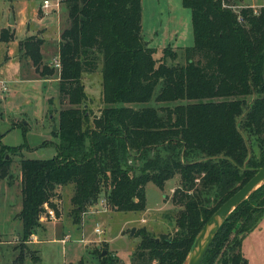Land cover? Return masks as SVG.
Segmentation results:
<instances>
[{
	"label": "trees",
	"instance_id": "obj_1",
	"mask_svg": "<svg viewBox=\"0 0 264 264\" xmlns=\"http://www.w3.org/2000/svg\"><path fill=\"white\" fill-rule=\"evenodd\" d=\"M180 3L192 34L182 64L167 63L177 57L170 46L155 59L142 37L141 0H66L59 69L43 62V39L19 43L42 78L57 77L59 98L69 105L59 111L56 154L20 159L23 243L42 226L46 207L59 218L63 185L73 184L68 215L79 225L101 192L112 210L142 211L146 184L163 189L177 176L173 233L151 236L140 227L132 264H182L202 224L264 164V5ZM12 38L1 31L0 41ZM98 66L103 107L91 117L82 78ZM14 149L0 145V179L12 180ZM132 155L138 163L125 164ZM263 215L264 184L220 223L200 264H246L241 239ZM24 255L20 250L13 264H23ZM97 255V264H121L107 249Z\"/></svg>",
	"mask_w": 264,
	"mask_h": 264
},
{
	"label": "rangeland",
	"instance_id": "obj_2",
	"mask_svg": "<svg viewBox=\"0 0 264 264\" xmlns=\"http://www.w3.org/2000/svg\"><path fill=\"white\" fill-rule=\"evenodd\" d=\"M55 1L50 0L51 3ZM228 1L236 5L259 3L256 9L264 5V0ZM42 3L43 0H0V33L3 29L13 32L11 40L0 41V145L15 148L8 155L12 158V180L0 179V264H13L20 250L25 254L23 264H77L80 259L86 264H97V253L106 249L115 254L121 264H132L133 251L140 241L135 234L140 227H145L151 236L173 233L177 207L172 202V193L177 176L168 180L163 189L147 183L146 208L142 211L104 209L101 201L105 194L101 192L99 207H89L79 225L68 215L73 184L63 185L59 188V218L50 220L53 222L41 220L42 226L35 231L34 238H44L50 222L46 233L48 240L32 244L28 243L32 237L25 243L21 239L22 222L18 216L22 200L20 159H47L56 154L59 111L69 106L66 100L59 98L55 75L44 81L19 49L25 37L34 36L43 39V62L55 58L58 35L67 22V4L66 0H60L58 7L42 8ZM141 4L142 37L155 49V59L159 60L163 48L170 46L177 57L175 61L168 59L167 63L182 64V50L192 44L189 9L183 7L180 0H141ZM10 12L13 13L12 24H9ZM82 81L88 97L86 107L91 117L98 115L103 107L100 66L85 72ZM151 104L166 105L153 101L147 105ZM86 147L88 151L87 137ZM138 161L133 155L125 158V164L129 165ZM96 227L102 232L96 233ZM61 237L63 242L59 240ZM240 253L246 264H264V215L243 235ZM34 255L39 259L34 260Z\"/></svg>",
	"mask_w": 264,
	"mask_h": 264
},
{
	"label": "water",
	"instance_id": "obj_3",
	"mask_svg": "<svg viewBox=\"0 0 264 264\" xmlns=\"http://www.w3.org/2000/svg\"><path fill=\"white\" fill-rule=\"evenodd\" d=\"M9 18V24H12L14 22L12 12H10ZM262 184H264V164L255 168L251 177L224 200L202 224L182 264H200L220 223L241 201ZM102 254H105V250L102 251Z\"/></svg>",
	"mask_w": 264,
	"mask_h": 264
},
{
	"label": "built area",
	"instance_id": "obj_4",
	"mask_svg": "<svg viewBox=\"0 0 264 264\" xmlns=\"http://www.w3.org/2000/svg\"><path fill=\"white\" fill-rule=\"evenodd\" d=\"M59 1H60V0H56L54 3H51L50 0H43L42 8H50V7H52V6H54V7H58V6H59ZM248 6H250L253 10H256V8H255L256 6H253V5H248ZM53 65H54L56 68H58V69L60 68V64H59L58 60L54 61V62H53ZM3 89H5V87H3ZM101 203H102V206H103L104 209H107V208H108L105 199L102 200ZM94 206H95L96 208L99 207L98 204H95ZM47 218H49L50 220H52V219H54V220L57 219V218L55 217L54 211H53L52 209H49V208L46 207V212H44V213L40 216V221H41V220H43V221H47ZM94 231H95L96 233H101V232H102V230H101L99 227L94 228Z\"/></svg>",
	"mask_w": 264,
	"mask_h": 264
},
{
	"label": "crops",
	"instance_id": "obj_5",
	"mask_svg": "<svg viewBox=\"0 0 264 264\" xmlns=\"http://www.w3.org/2000/svg\"><path fill=\"white\" fill-rule=\"evenodd\" d=\"M248 3H249V2H248ZM246 5H253V6H256V5H259V3H251V2H250L249 4H246ZM67 24H68V22L65 23L63 29L67 26ZM57 29H58V28H57ZM63 29H62V30H63ZM62 30H61V31H62ZM58 42H59V35H58ZM57 54H58V44H57V50H56L55 58H54L52 61H47L46 63H47V64H52L54 61H56V60H57ZM56 78H57V77H56ZM43 80L46 81V80H49V78H48V79L43 78ZM20 209H21V207H20ZM19 211H20V210H19ZM18 213H19V212H18ZM50 222H53V221H50ZM50 222H49V223H50ZM54 222H55V221H54ZM49 223H47V225H46V229H45V231H44V234H45V237H44V238L41 237L40 239H39V238L36 239V238H34V237H36V235H35V233H34V234H32V236H31V237H32V240L29 241L28 243L36 244V243H41L42 241H47L48 239H46V237H47V236H46V233H47V229H48L47 226H48ZM31 237H30V238H31ZM59 240H60L61 242H63V241H64V238L61 237V239H59Z\"/></svg>",
	"mask_w": 264,
	"mask_h": 264
}]
</instances>
